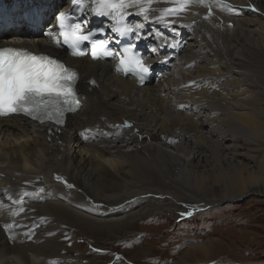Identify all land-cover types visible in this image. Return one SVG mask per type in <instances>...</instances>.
<instances>
[{"label":"bare ground","instance_id":"6f19581e","mask_svg":"<svg viewBox=\"0 0 264 264\" xmlns=\"http://www.w3.org/2000/svg\"><path fill=\"white\" fill-rule=\"evenodd\" d=\"M174 6L153 0L147 20L139 7L129 8L144 44L156 47L149 61L161 75L153 83L138 87L108 62L73 59L85 105L64 127L0 118V264H97L114 252L92 249L94 257H86L75 243L82 232L116 235L152 210L171 213L264 194V148H258L264 146V0H191L184 11L165 17L169 24L157 19ZM24 34L3 32L0 46L21 40L64 53L45 34ZM172 42L178 51L165 46ZM171 55L172 67L158 64ZM92 76L100 85L90 90ZM243 83L262 92L250 95ZM125 120L133 126L123 128ZM137 167L160 177L137 179ZM63 176L81 192L61 184ZM145 199L157 203L144 205ZM176 232L171 251L197 242L191 231ZM145 236L118 246L134 248ZM215 242L207 237L164 264H207Z\"/></svg>","mask_w":264,"mask_h":264},{"label":"snow or ice","instance_id":"6c2138e0","mask_svg":"<svg viewBox=\"0 0 264 264\" xmlns=\"http://www.w3.org/2000/svg\"><path fill=\"white\" fill-rule=\"evenodd\" d=\"M70 2L71 10L68 13L61 11L56 16L59 36L75 56L87 55L88 51L82 50L81 46L85 41L89 42L92 45L91 56L99 59L114 57L116 53L107 50L106 40L94 39L98 34L105 32L103 27L84 32L89 9L93 15L111 17L116 25L111 30L127 35L133 28L126 25V16L133 13L126 10L139 7L138 14H143L147 20L153 0H146V3H142V0H70ZM199 2L206 5V0ZM172 3L174 7L164 9L163 14L157 17L160 22L169 24L170 21L165 17L184 11L191 0H172ZM139 27L137 26V30ZM123 51L126 55L119 58L117 71L134 73L143 83L149 71L148 66L143 59L133 55L131 45ZM77 80L76 70L53 57L36 55L24 48H0V115L25 113L41 121L54 119L56 123L62 124L64 114L68 111L74 112L79 106L75 91ZM184 215L190 216L192 213Z\"/></svg>","mask_w":264,"mask_h":264},{"label":"rangeland","instance_id":"374dc122","mask_svg":"<svg viewBox=\"0 0 264 264\" xmlns=\"http://www.w3.org/2000/svg\"><path fill=\"white\" fill-rule=\"evenodd\" d=\"M254 27L250 26V29L254 30ZM243 87L249 89L250 95H258V93L262 92V88L257 86H248L243 83ZM214 89H216L217 93H220L221 87L220 85H216ZM200 129L204 130L203 127ZM258 148L262 149L264 146ZM126 149L131 148L126 147ZM173 151L177 152L175 149ZM134 176L137 179H142L146 176L153 181L160 177L154 171L141 170L138 167L135 168ZM190 193L192 194V192H188L187 190V192H183V195L189 197ZM195 195L202 196L200 193H195ZM180 196L181 203H185L187 198L182 197V194ZM151 200L154 203L155 199ZM147 202H149V199H145L142 204L147 205ZM155 202L157 203V201ZM136 207L139 208V206ZM194 209L192 207L189 210L180 208L177 210L178 212H163L164 215L162 211L159 213L152 210L153 213L151 212L149 215L139 216V219L134 221L135 223L133 222L130 227L121 232L117 231L118 233L114 232L116 235L110 234V236H107L105 233H95V235L87 231L82 232L77 237L75 243L79 249L85 250L86 257H94V255L88 254L92 249H105L123 253L129 258L121 260L116 264H129L127 262L131 261L136 264H164L167 260L171 261V263L177 261L185 249L190 248L196 243L203 242L208 237L216 242L214 250L210 254L209 260L211 261L207 264H264V194H251L243 198H237L236 200L222 201L215 206L210 205ZM188 212H191L192 215L184 216ZM77 226L79 225L77 224ZM176 227L179 229L177 232L173 229ZM80 228L82 230L81 225ZM180 230L181 232H179ZM187 231H191L189 236L192 237V241L197 242L194 244L191 241L186 242L187 246L183 247L184 249L181 251L177 249L171 251L172 248L176 247V243L170 241L171 236L175 232L187 235L185 233ZM139 233L146 234L143 243L139 246L124 250H122L121 246H118L119 242H128ZM70 245H73V241ZM114 255L101 256L104 260L97 261V264H103L106 261L110 262ZM96 257L100 256L96 255ZM161 261L163 262L160 263Z\"/></svg>","mask_w":264,"mask_h":264}]
</instances>
